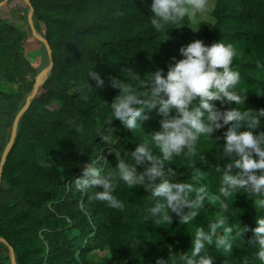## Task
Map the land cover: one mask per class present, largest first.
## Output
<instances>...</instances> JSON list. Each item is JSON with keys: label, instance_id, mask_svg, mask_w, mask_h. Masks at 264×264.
Listing matches in <instances>:
<instances>
[{"label": "trees", "instance_id": "obj_1", "mask_svg": "<svg viewBox=\"0 0 264 264\" xmlns=\"http://www.w3.org/2000/svg\"><path fill=\"white\" fill-rule=\"evenodd\" d=\"M10 2L18 5L9 9ZM27 2L9 0L0 7V159L14 119L35 85L36 73L48 64L44 44L29 26L30 7L36 33L50 48L52 69L19 120L3 167L0 240L7 245L0 242V264H12L9 248L14 264H90L87 254L94 250L107 251L102 264H157L158 260L179 264L180 254H190L196 230H207L208 222L216 218L217 206L206 201L197 217L185 225L174 214L171 225L157 224L147 218L153 201L141 186L129 189L117 183L113 194L125 205L120 211L92 199L96 190L77 191L72 182L92 160L103 174L114 171L116 156L127 159L128 152L160 131L163 117L154 110L134 130L113 120L109 141L97 137L96 129L105 125L111 115L109 105L119 95L108 77L130 82V69L142 78L157 69L166 74L170 65L182 59L179 49L194 40L233 45L237 55L232 69L241 77L236 91L246 93L244 104L237 107L254 113L264 110V0H213L212 20L202 21L199 32L182 31L188 20L157 32L150 24L151 0ZM31 41L38 45L36 63L26 55V44ZM40 57L45 64L38 67ZM90 70L99 72L103 89L87 80ZM53 103L58 107L52 108ZM213 103L220 111L236 107ZM227 127L213 134L215 142L201 136L194 158L164 161V170L170 168L177 179L194 185L193 176H198L217 192L220 173L215 169L223 170L233 159L222 151ZM259 132H264V118L255 134ZM152 151L160 155L157 149ZM254 199L243 191L228 198L230 208L224 215L230 225L257 226L264 209H256ZM252 238L251 231L241 239L234 234L231 253L217 251L213 245L207 255L213 264H242L245 257L260 264L253 255L258 247L248 243Z\"/></svg>", "mask_w": 264, "mask_h": 264}, {"label": "clouds", "instance_id": "obj_2", "mask_svg": "<svg viewBox=\"0 0 264 264\" xmlns=\"http://www.w3.org/2000/svg\"><path fill=\"white\" fill-rule=\"evenodd\" d=\"M209 10L210 0H151L150 24L157 32H162L167 26L179 25L185 20L194 23ZM116 15L123 13L117 12ZM198 29L191 30L196 32ZM179 54L182 59L170 65L166 74L163 69H157L142 78L130 69V82L108 77L110 86L119 89V95L109 105L111 115L105 125L96 129L97 137L109 141L113 120L120 121L128 130H134L138 121L148 120V113L154 110L163 117L160 131L152 133L148 143H141L134 151L128 152L127 159L116 156L114 171L103 174L96 166L97 161L92 160L84 167L82 176L74 178L72 183L77 191L96 190L92 199L120 211L125 205L113 194L117 183L123 182L129 189L141 186L150 193L153 201L146 210L147 218L154 219L157 224L171 225L173 214L179 224H188L207 201L218 207L216 218L208 222L207 230L203 227L196 230L190 254H180L179 264H213L212 257L207 255L210 247L214 245L217 251L231 253L234 234L241 239L248 231L253 234L249 245L258 247L254 258L264 264V218L257 219V226L249 229L241 227L240 222L230 225L224 215L230 208L228 198L241 191L255 197L256 209H264V132L255 134L261 126L264 110L254 113L237 107L244 104L246 93L236 91L241 77L232 69L237 55L233 45L222 42L205 45L202 40H194L182 46ZM87 80L94 81L97 89L105 86L95 70L88 72ZM86 88L92 91L89 83ZM213 102L235 104L236 107L220 111ZM225 126L228 127L223 134L222 151L233 159L223 170L215 169L220 173L217 192L202 184L198 176H193L194 185L177 179L172 169L164 170V161L181 156L194 158L200 137L214 141L213 134ZM241 128L246 130L239 131ZM153 148L159 151V156L153 154ZM201 159H204L203 155ZM138 168L142 171H137ZM157 264L166 262L158 260ZM242 264L252 262L245 257Z\"/></svg>", "mask_w": 264, "mask_h": 264}, {"label": "water", "instance_id": "obj_3", "mask_svg": "<svg viewBox=\"0 0 264 264\" xmlns=\"http://www.w3.org/2000/svg\"><path fill=\"white\" fill-rule=\"evenodd\" d=\"M7 1L9 0H3L2 2H0V7L3 6ZM27 2V0H25ZM28 3V2H27ZM32 8L30 7V13L28 15V22H29V26H30V29L32 31V34L37 38L39 39V37L37 36V33H36V30L33 26V23H32ZM40 40V39H39ZM43 44H44V47L46 49V52H47V57H48V66L47 68L42 72V75H41V80L40 81H35V85L32 89V92L31 94L28 96V99L25 103V105L22 107V109L19 111V113L16 115L15 119H14V122L12 124V129H11V135H10V138H9V141L1 155V159H0V182H1V176H2V171H3V167H4V164H5V161L7 159V156L13 146V143H14V140H15V137H16V133H17V127H18V122L21 118V116L24 114V112L28 109L29 105H30V99L33 98L37 92H38V89L40 87V84L42 83V81L44 79H46V77L48 76L49 72L51 71L52 69V56H51V51H50V48L48 47V44L45 42V40H40ZM1 243L7 245L3 240H0ZM9 252H10V257H11V261H12V264H14V258H13V251L11 248H9Z\"/></svg>", "mask_w": 264, "mask_h": 264}, {"label": "rangeland", "instance_id": "obj_4", "mask_svg": "<svg viewBox=\"0 0 264 264\" xmlns=\"http://www.w3.org/2000/svg\"><path fill=\"white\" fill-rule=\"evenodd\" d=\"M18 5V4H16ZM14 2H10L7 6V8L11 9L13 8L14 6H16ZM213 6H214V2L213 0H210V10L207 14H205L204 16H201V17H198L197 20L193 23L192 21H189V24L184 28V30L182 31H187V30H191V29H195L197 27H199V24L202 22V21H211V16H210V13L213 9ZM18 19L15 17V21H17ZM17 24V23H15ZM192 31V30H191ZM196 32H199V29L198 31ZM37 36L39 37L40 40H42L41 36L39 34H37ZM28 45L27 47V50H26V54H27V58H29V60L31 62H34L36 63L35 60H37V54L35 53L36 52V49H38V45L36 42H33L31 41L29 44H26ZM40 49H41V46H39ZM33 50V51H32ZM34 52V53H33ZM44 63V57H40L39 58V66L38 67H41ZM48 66V64H47ZM46 69V66L44 65V67L38 71L36 73V79L37 81H40L41 80V75H42V72L43 70ZM52 108H57L58 105L53 103L50 105ZM108 257V254H107V251H104V250H94L93 252H90L89 254H87V258L90 262V264H102L101 261L105 258Z\"/></svg>", "mask_w": 264, "mask_h": 264}, {"label": "crops", "instance_id": "obj_5", "mask_svg": "<svg viewBox=\"0 0 264 264\" xmlns=\"http://www.w3.org/2000/svg\"><path fill=\"white\" fill-rule=\"evenodd\" d=\"M36 50H38V49H36ZM33 51V50H32ZM34 53V52H33ZM27 55V54H26ZM37 55H39V54H37ZM38 58V57H37Z\"/></svg>", "mask_w": 264, "mask_h": 264}]
</instances>
